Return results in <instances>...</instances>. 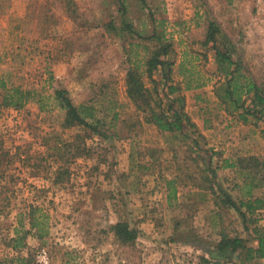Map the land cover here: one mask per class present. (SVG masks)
<instances>
[{"label": "rangeland", "instance_id": "374dc122", "mask_svg": "<svg viewBox=\"0 0 264 264\" xmlns=\"http://www.w3.org/2000/svg\"><path fill=\"white\" fill-rule=\"evenodd\" d=\"M211 20L264 85V0H0V264H40L42 248L48 264H248L244 251L214 253L221 234L251 243L264 230L263 210L243 219L223 202L250 190L264 206V138L215 96L222 79L201 45ZM152 33L172 44L175 81L182 69L205 81L180 91L197 146L126 95L132 64L161 96L144 66ZM3 89L28 96L3 104ZM55 89L91 109L97 130L63 126ZM118 221L134 241L116 238Z\"/></svg>", "mask_w": 264, "mask_h": 264}, {"label": "trees", "instance_id": "16d2710c", "mask_svg": "<svg viewBox=\"0 0 264 264\" xmlns=\"http://www.w3.org/2000/svg\"><path fill=\"white\" fill-rule=\"evenodd\" d=\"M140 1L143 4L145 3V0ZM150 38L155 39L156 46L144 60V66L149 77L153 73L158 72L159 79L154 82L160 84L161 96L158 95V88L154 87V93L157 97L153 100L150 90L144 85L142 74L138 67L132 64L126 73V95L134 102L138 110H142L145 113L147 122L154 124L160 131L180 132L192 144L197 146V140L193 135L195 131L193 129L194 123L191 122L189 116L184 112V97L180 91L199 87L205 81H200L196 78L192 79L193 72L185 71V69L180 71L181 81H175L172 77L173 61L167 58L172 49L171 42L163 41V38L156 35V33H152ZM201 45L213 56L216 71L222 79V86L215 90V96L219 104L223 106L225 112L236 113L242 121H247L248 118L259 121L261 123L259 131L261 137L264 138V85L257 83L248 68L238 59L235 44L217 22L211 20L207 23ZM4 85V81L1 80V87L4 88ZM14 91L15 95H9L6 90L4 91L3 104L19 106L24 103L27 91H20V89H14ZM53 97L65 111L63 126L80 125L93 131L97 130L99 121L93 120L92 110L84 106H75L71 102L67 90L55 89ZM152 101L154 105H152ZM147 109L150 111L147 112ZM88 118H91V121H88ZM209 158L210 155H208ZM223 202L234 207L243 219H245L246 213L252 215L256 210L264 209L263 201L259 198L248 199L245 202L236 204L229 196H225ZM241 206H244L245 211L241 210ZM31 226H35L32 220ZM112 229L116 238L122 243L132 242L137 237L136 229L129 227L126 221L116 222ZM252 232L257 241L255 247L241 237L221 234L222 236L215 246L214 255L229 258L236 252L244 251L246 260L264 258V230L254 225ZM21 240L22 237H16L13 246H19ZM200 259L204 263L208 262L205 257H200ZM20 260L26 264H31L28 263V258Z\"/></svg>", "mask_w": 264, "mask_h": 264}, {"label": "crops", "instance_id": "0c3cea01", "mask_svg": "<svg viewBox=\"0 0 264 264\" xmlns=\"http://www.w3.org/2000/svg\"><path fill=\"white\" fill-rule=\"evenodd\" d=\"M205 148H207V147H205ZM208 150V149H207ZM210 151L208 150V153H209ZM211 157V156H210ZM209 160H210V158H209ZM231 165V164H230ZM244 195H246L247 196V200L248 199H250V194H251V192H250V190H248L246 193H243ZM259 210H263L264 211V209H259ZM264 215V214H263ZM253 247H255L256 245H257V241L256 240H253L251 243H250ZM248 264H264V258H253V259H250V260H248Z\"/></svg>", "mask_w": 264, "mask_h": 264}, {"label": "built area", "instance_id": "2783aa9c", "mask_svg": "<svg viewBox=\"0 0 264 264\" xmlns=\"http://www.w3.org/2000/svg\"><path fill=\"white\" fill-rule=\"evenodd\" d=\"M37 260L40 264H48V256L44 248L39 250Z\"/></svg>", "mask_w": 264, "mask_h": 264}]
</instances>
